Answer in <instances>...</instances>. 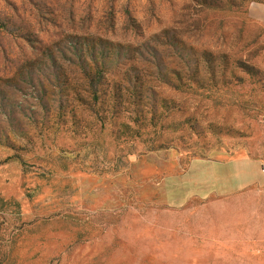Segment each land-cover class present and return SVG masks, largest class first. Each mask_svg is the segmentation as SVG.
I'll list each match as a JSON object with an SVG mask.
<instances>
[{
    "label": "rangeland",
    "instance_id": "1",
    "mask_svg": "<svg viewBox=\"0 0 264 264\" xmlns=\"http://www.w3.org/2000/svg\"><path fill=\"white\" fill-rule=\"evenodd\" d=\"M0 264H264V0H0Z\"/></svg>",
    "mask_w": 264,
    "mask_h": 264
}]
</instances>
